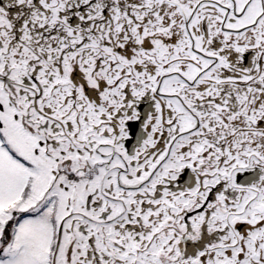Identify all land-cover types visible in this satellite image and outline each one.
<instances>
[{
	"label": "snow or ice",
	"instance_id": "1",
	"mask_svg": "<svg viewBox=\"0 0 264 264\" xmlns=\"http://www.w3.org/2000/svg\"><path fill=\"white\" fill-rule=\"evenodd\" d=\"M0 264H264V0H0Z\"/></svg>",
	"mask_w": 264,
	"mask_h": 264
}]
</instances>
